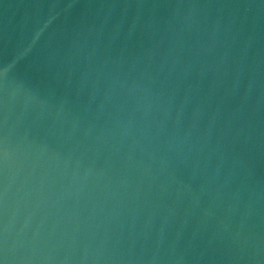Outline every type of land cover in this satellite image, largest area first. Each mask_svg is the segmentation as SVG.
I'll return each instance as SVG.
<instances>
[{"label":"water","instance_id":"95a60500","mask_svg":"<svg viewBox=\"0 0 264 264\" xmlns=\"http://www.w3.org/2000/svg\"><path fill=\"white\" fill-rule=\"evenodd\" d=\"M0 264H264V0H0Z\"/></svg>","mask_w":264,"mask_h":264}]
</instances>
